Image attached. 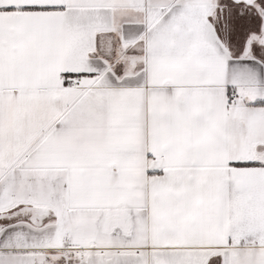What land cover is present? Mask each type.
<instances>
[{
	"label": "snow or ice",
	"instance_id": "snow-or-ice-1",
	"mask_svg": "<svg viewBox=\"0 0 264 264\" xmlns=\"http://www.w3.org/2000/svg\"><path fill=\"white\" fill-rule=\"evenodd\" d=\"M0 264H264V0H0Z\"/></svg>",
	"mask_w": 264,
	"mask_h": 264
}]
</instances>
